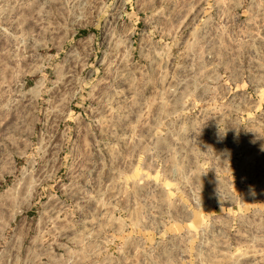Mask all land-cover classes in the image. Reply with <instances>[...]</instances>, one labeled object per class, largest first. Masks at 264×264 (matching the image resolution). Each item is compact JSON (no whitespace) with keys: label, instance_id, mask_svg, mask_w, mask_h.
I'll list each match as a JSON object with an SVG mask.
<instances>
[{"label":"rangeland","instance_id":"rangeland-1","mask_svg":"<svg viewBox=\"0 0 264 264\" xmlns=\"http://www.w3.org/2000/svg\"><path fill=\"white\" fill-rule=\"evenodd\" d=\"M263 155L264 0H0V264H264Z\"/></svg>","mask_w":264,"mask_h":264},{"label":"crops","instance_id":"crops-1","mask_svg":"<svg viewBox=\"0 0 264 264\" xmlns=\"http://www.w3.org/2000/svg\"><path fill=\"white\" fill-rule=\"evenodd\" d=\"M260 158L256 162L251 163L250 166H249V168H246V169L251 172V175L252 176L254 174H258L259 176H262V178H263L262 188L264 190V155H263V157H260ZM238 169L239 170L237 171V173L234 172V176L235 177H237V176L238 177H243L244 179H245L246 176L249 177L247 174H246V176L244 174H240L239 172H242V170H241L240 167H238Z\"/></svg>","mask_w":264,"mask_h":264},{"label":"built area","instance_id":"built-area-1","mask_svg":"<svg viewBox=\"0 0 264 264\" xmlns=\"http://www.w3.org/2000/svg\"><path fill=\"white\" fill-rule=\"evenodd\" d=\"M236 178H238L240 181H243L244 180V178L243 177H236ZM245 183H246V185H247V181H245ZM239 185V184H238ZM231 191H232V189H231Z\"/></svg>","mask_w":264,"mask_h":264}]
</instances>
